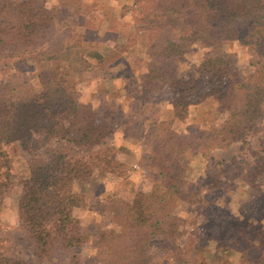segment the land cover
Masks as SVG:
<instances>
[{"label": "trees", "instance_id": "trees-1", "mask_svg": "<svg viewBox=\"0 0 264 264\" xmlns=\"http://www.w3.org/2000/svg\"><path fill=\"white\" fill-rule=\"evenodd\" d=\"M38 1L0 0V60H25L27 49L62 24L55 8L46 0ZM81 1L58 0V4L64 11L81 14ZM141 1L155 18L172 15L181 22L175 33L153 24L144 34L142 49L148 60L140 77L141 89L168 93L171 122L162 127L161 141L148 157L156 182L148 192L127 199L109 197L106 204L113 226L97 231L93 254L82 263L75 261L76 251L85 237L74 210L97 173L119 177L127 165L115 157L110 145L113 126L99 118L90 103L79 100L70 73L53 63V57L39 68L34 84L23 76L0 80V203L14 184L10 176L13 158L7 150L13 145L28 155L22 162L26 174L15 198L17 227L40 260L58 252L70 254L72 264H152L153 242L159 238L174 241L184 232L185 220L174 208L197 197L186 189L185 154L203 156L208 149L241 139L264 114V0L133 3ZM241 21L247 23L243 34ZM236 40L258 57L253 70L244 75L233 67L236 54L224 48ZM194 44L209 52L192 73L175 74V63ZM213 102L225 111L219 123L198 129L196 135L171 126L174 121L186 122L193 110L210 114ZM263 179L264 152H255V162L242 174V182L257 186ZM210 181L214 187L221 185L218 177ZM177 250H168L176 260ZM0 264L27 263L0 251Z\"/></svg>", "mask_w": 264, "mask_h": 264}, {"label": "rangeland", "instance_id": "rangeland-1", "mask_svg": "<svg viewBox=\"0 0 264 264\" xmlns=\"http://www.w3.org/2000/svg\"><path fill=\"white\" fill-rule=\"evenodd\" d=\"M46 4L55 8L62 24L27 49L25 60L1 59L0 80L23 76L34 84L39 68L53 57V63L70 73L79 100L90 103L98 117L113 126L110 145L115 157L127 162L122 176L97 173L74 210L85 237L76 251L75 261L82 263L93 254L97 231L113 226L106 204L109 197L127 199L148 192L157 180L148 157L172 116L166 91L145 93L141 89L140 77L148 60L142 50L144 34L153 24L175 33L181 22L172 15L155 18L145 1L136 5L133 0H82L81 14L64 11L58 0H46ZM246 25L245 21L239 23L242 34ZM224 48L236 54L233 67L242 75L258 62L254 50L237 40L225 43ZM208 52L209 48L192 45L175 63V74L192 73ZM211 107L210 114L193 110L186 122L174 121L171 126L196 135L198 129L217 124L225 116L217 102ZM262 107L264 111V101ZM7 150L13 158L10 176L14 184L0 203V251L27 264H72L67 253L55 252L52 258L40 260L18 229L15 198L26 174L22 162L28 155L13 145ZM255 152H264V114L255 129L241 139L208 149L203 156L185 154L186 189L197 197L174 208L185 220L184 232L174 241L155 240L149 250L152 264H264V179L257 186L242 182V174L255 162ZM216 177L221 181L219 187L210 181ZM172 247L180 248L177 260L168 252Z\"/></svg>", "mask_w": 264, "mask_h": 264}]
</instances>
